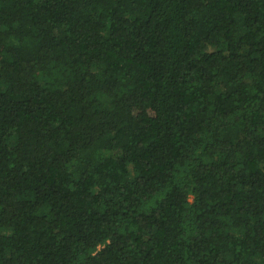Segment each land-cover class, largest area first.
I'll use <instances>...</instances> for the list:
<instances>
[{
  "label": "trees",
  "instance_id": "obj_1",
  "mask_svg": "<svg viewBox=\"0 0 264 264\" xmlns=\"http://www.w3.org/2000/svg\"><path fill=\"white\" fill-rule=\"evenodd\" d=\"M0 264H264V0H0Z\"/></svg>",
  "mask_w": 264,
  "mask_h": 264
}]
</instances>
